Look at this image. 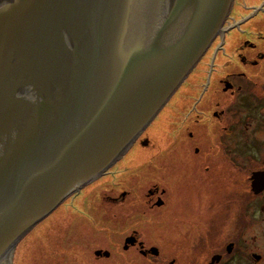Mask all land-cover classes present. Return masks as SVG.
Wrapping results in <instances>:
<instances>
[{
	"label": "water",
	"instance_id": "1",
	"mask_svg": "<svg viewBox=\"0 0 264 264\" xmlns=\"http://www.w3.org/2000/svg\"><path fill=\"white\" fill-rule=\"evenodd\" d=\"M234 2L0 0V264L134 146Z\"/></svg>",
	"mask_w": 264,
	"mask_h": 264
},
{
	"label": "flooded vegetation",
	"instance_id": "2",
	"mask_svg": "<svg viewBox=\"0 0 264 264\" xmlns=\"http://www.w3.org/2000/svg\"><path fill=\"white\" fill-rule=\"evenodd\" d=\"M242 1L249 12L235 15V0L225 23L228 29L199 61L204 62V90L190 108L189 116L196 117L186 137L180 139L181 134L166 128L164 185L147 189L143 200L148 208L131 209L123 221L112 208L126 203L130 190L105 188L109 192L104 193V188H89L84 209L70 211L66 235L40 236L51 237L40 241L38 264H264V245L257 244L264 240V74L255 72H264V0ZM234 34L238 38L231 45L238 69L227 62L217 67ZM214 74H219L216 80ZM185 81L163 108L186 92ZM207 94L210 112L198 109ZM151 157L142 156L146 165ZM181 189L188 192L185 197ZM162 207L165 218L153 217ZM139 214L144 217L141 223ZM255 214L262 225L251 235ZM128 216L135 221L128 224ZM122 226H129L127 233H119ZM112 230L118 234L111 236ZM252 241L258 249H252Z\"/></svg>",
	"mask_w": 264,
	"mask_h": 264
},
{
	"label": "rangeland",
	"instance_id": "3",
	"mask_svg": "<svg viewBox=\"0 0 264 264\" xmlns=\"http://www.w3.org/2000/svg\"><path fill=\"white\" fill-rule=\"evenodd\" d=\"M242 0H237L236 3V12L235 15L239 13L241 15L246 14L249 10L243 6ZM252 23V22H251ZM250 23V25H252ZM239 31H236L237 34ZM238 38L237 35H231L229 37L228 46L225 52L220 53L218 57L217 67L222 65L223 62H227V65H232L231 69H238L237 60L235 58V54L232 50L231 42L234 39ZM206 58V56H205ZM230 60V61H229ZM199 63L197 68L191 73L190 77L185 81L183 84L182 90L186 91L185 93H179L177 96V101H175L172 105H167L163 108L161 113L156 117L154 122L148 127V129L142 135V139H140L126 154L125 156L114 166L109 169V173L104 177H101L94 183L88 184L82 189L78 194L74 193L69 196L59 207L58 209L50 214L47 218H45L41 223H39L21 242L22 244L17 247L14 257V264H25L24 260H28L29 264H38L42 259L41 257V242L40 241H50V237L53 235L61 234L66 235L68 220L70 219L69 214L70 211H78L81 212L80 209H84V204L86 203V196L89 188H104L103 192L108 193L105 188H113L115 193H119L123 190H130V194L128 197V201L126 203H122L120 205L115 206L113 209L114 212L119 213L120 219L125 220V215L130 214L129 212L131 209H138L143 210L147 209V205L143 200V196L146 195L147 189L154 184H160L161 186L164 185V169L162 165V156L166 155V128L169 130H174L176 134H181L179 138L186 137V131L190 128V121L196 117L194 113H191L189 116L190 108L197 98L203 92V86L205 83V74L202 70L204 67V62L202 64ZM206 63V62H205ZM202 65V66H201ZM264 66V65H263ZM220 70L222 69L219 68ZM219 72V71H218ZM256 73L263 75L264 72L261 70H255ZM254 72V73H255ZM219 75V74H218ZM218 75L214 74L212 79L216 80ZM214 84V82H213ZM214 89V86L210 88V91ZM176 96V95H175ZM208 94L204 97L203 101L198 103V109L210 112L213 109V105L207 104ZM206 102V103H205ZM206 104L205 106L203 104ZM168 110L171 114L168 116ZM245 112V111H244ZM172 123V124H171ZM171 124V127H170ZM194 127H192L193 129ZM258 136H260L261 132L256 131ZM184 137V138H185ZM148 139L147 143L142 144V140ZM184 140V139H182ZM195 146V145H194ZM251 149L254 150L253 147ZM262 149V148H261ZM261 151V150H260ZM261 153V152H260ZM193 154V151H192ZM143 155H151V158H148L147 161H152V163L145 164L146 161L142 159ZM144 161L142 164L137 165L136 162ZM144 182V183H143ZM143 183V184H142ZM95 191V190H94ZM96 192V191H95ZM183 190L181 189L180 195L182 194ZM77 194V195H75ZM188 192H183V197H185ZM93 195V194H92ZM91 195V196H92ZM89 196V197H91ZM130 202L134 204L131 205ZM175 202L170 204V208L175 206ZM166 208V207H165ZM165 208H156L157 211L152 214L155 218L164 219L166 213ZM149 212V211H148ZM140 217L141 214H139ZM149 216V215H148ZM147 217V216H146ZM145 217V218H146ZM152 218V217H150ZM254 218L256 219L252 230L250 232L251 235L254 234L255 228L259 230L261 228L262 220L261 216L255 214ZM135 218H133V222ZM141 219H138L139 223H141ZM131 220V221H132ZM130 216H128V224L131 223ZM110 228L115 229L114 225L110 226ZM122 230L119 233H127L129 226H122ZM112 230V235L118 234ZM105 234H108L107 232ZM41 235H51L47 239L45 237H40ZM60 236V235H59ZM259 242V241H258ZM252 249H258L257 246L254 245L252 241ZM260 245H264V240L260 241ZM45 250V249H44ZM61 258V257H59ZM62 259V258H61ZM51 260V258H50Z\"/></svg>",
	"mask_w": 264,
	"mask_h": 264
},
{
	"label": "clouds",
	"instance_id": "4",
	"mask_svg": "<svg viewBox=\"0 0 264 264\" xmlns=\"http://www.w3.org/2000/svg\"><path fill=\"white\" fill-rule=\"evenodd\" d=\"M28 99H30L32 102H36L37 101V96L36 95H32L30 97H28Z\"/></svg>",
	"mask_w": 264,
	"mask_h": 264
},
{
	"label": "bare ground",
	"instance_id": "5",
	"mask_svg": "<svg viewBox=\"0 0 264 264\" xmlns=\"http://www.w3.org/2000/svg\"><path fill=\"white\" fill-rule=\"evenodd\" d=\"M215 39H216V38H215ZM180 91H181V90H180ZM175 99H176V98H175ZM157 116H158V115H157ZM155 119H156V118H155ZM155 119H154V120H155ZM154 120H153V121H154ZM153 121H152V122H153ZM117 163H118V162H117ZM117 163H116V164H117ZM21 244H22V242L20 243V245H21ZM20 245H19V246H20Z\"/></svg>",
	"mask_w": 264,
	"mask_h": 264
}]
</instances>
